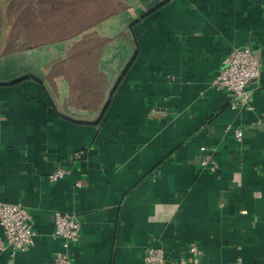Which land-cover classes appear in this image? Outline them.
Listing matches in <instances>:
<instances>
[{
  "label": "crops",
  "instance_id": "obj_1",
  "mask_svg": "<svg viewBox=\"0 0 264 264\" xmlns=\"http://www.w3.org/2000/svg\"><path fill=\"white\" fill-rule=\"evenodd\" d=\"M90 3L7 7L0 204L23 205L36 236L0 264H55L56 212L81 222L70 264H142L153 245L165 264H264V0H114L92 24ZM69 4L87 11L58 22ZM242 46L261 73L232 109L212 81Z\"/></svg>",
  "mask_w": 264,
  "mask_h": 264
},
{
  "label": "built area",
  "instance_id": "obj_2",
  "mask_svg": "<svg viewBox=\"0 0 264 264\" xmlns=\"http://www.w3.org/2000/svg\"><path fill=\"white\" fill-rule=\"evenodd\" d=\"M261 68L254 50L249 46L232 48L221 67L218 75L213 79L212 86L233 97L230 103L232 109L246 108L251 101L248 85L260 76ZM233 132L237 142H243L244 134L240 129L227 127V132ZM84 152H77L69 161L80 160ZM203 169L214 172L216 164L208 161L202 162ZM68 173L60 168L49 175L51 181H57ZM0 250L11 249L14 252H26L34 244L36 232L32 223L30 212L21 204H0ZM81 222L76 214L56 212L54 214V235L63 241L64 252L54 258L55 264H70L69 247L77 243L80 238ZM189 253L200 256L202 252L197 246H191ZM142 264H165V251L161 246L153 245L145 250ZM174 264H186L181 258Z\"/></svg>",
  "mask_w": 264,
  "mask_h": 264
},
{
  "label": "rangeland",
  "instance_id": "obj_3",
  "mask_svg": "<svg viewBox=\"0 0 264 264\" xmlns=\"http://www.w3.org/2000/svg\"><path fill=\"white\" fill-rule=\"evenodd\" d=\"M112 1L114 0H91L90 5V12L89 14H91V24L94 23L95 21H97L98 19H101L102 17H108L112 14H114L117 9H119V7H114L112 5ZM102 2H104L105 5L102 4ZM60 9V8H59ZM58 9V10H59ZM85 8H81V6H77L74 4H69V6L67 8L64 9L63 13L60 17L58 18V22L61 21H67V22H71L73 21L72 18H75L78 14L85 13L87 11V9L83 10ZM73 10V11H72ZM57 11V10H56ZM61 10H59L60 12ZM13 15V10L10 9L9 11V17H12ZM68 16H71V18H69ZM59 25V23H58ZM0 27H1V14H0ZM11 43V42H10Z\"/></svg>",
  "mask_w": 264,
  "mask_h": 264
},
{
  "label": "water",
  "instance_id": "obj_4",
  "mask_svg": "<svg viewBox=\"0 0 264 264\" xmlns=\"http://www.w3.org/2000/svg\"><path fill=\"white\" fill-rule=\"evenodd\" d=\"M13 0H0V14H1V27H0V58L5 52L8 38H9V20L7 15V7Z\"/></svg>",
  "mask_w": 264,
  "mask_h": 264
}]
</instances>
